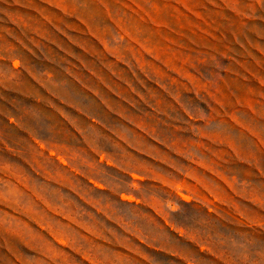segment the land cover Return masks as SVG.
Listing matches in <instances>:
<instances>
[{"label": "rangeland", "instance_id": "rangeland-1", "mask_svg": "<svg viewBox=\"0 0 264 264\" xmlns=\"http://www.w3.org/2000/svg\"><path fill=\"white\" fill-rule=\"evenodd\" d=\"M1 183L0 264H264V0H0Z\"/></svg>", "mask_w": 264, "mask_h": 264}, {"label": "crops", "instance_id": "crops-1", "mask_svg": "<svg viewBox=\"0 0 264 264\" xmlns=\"http://www.w3.org/2000/svg\"><path fill=\"white\" fill-rule=\"evenodd\" d=\"M94 126V125H91ZM102 135L97 134V138L92 137V139L88 142V149L91 154L94 151L97 155L95 160H91L88 159L86 162L87 163H95V164H104L106 166H112L115 164V154L111 153V151L107 148V145L104 142V139L102 138V140H100L98 137ZM108 150V151H107ZM67 162V160H66ZM77 172H79L81 175H85L88 178V182L90 186L94 187V184H101L103 187L107 186L105 183H102V181H99L97 178L93 177L92 175H86L84 172L75 170ZM7 194H8V190L6 187L2 186V183L0 184V203L3 204V196H4V203L5 205L8 204L7 201ZM7 201V202H6Z\"/></svg>", "mask_w": 264, "mask_h": 264}]
</instances>
